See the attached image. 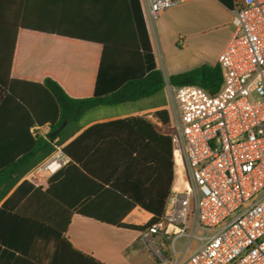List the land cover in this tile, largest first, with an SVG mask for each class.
<instances>
[{"label":"crops","instance_id":"crops-1","mask_svg":"<svg viewBox=\"0 0 264 264\" xmlns=\"http://www.w3.org/2000/svg\"><path fill=\"white\" fill-rule=\"evenodd\" d=\"M137 3L155 66L163 78L168 75L165 94L160 95L168 101L170 76L217 65L232 38V10L218 0H183L157 20L146 17L142 0H0V64L20 87L43 85L44 80L52 79L73 98L108 93L123 77V66H140ZM147 99L85 113L81 129L66 143L83 174L98 182H112V176L122 174L123 184L132 194L140 191L142 182L158 177L165 185L171 182V191L175 183L181 184L170 129L156 115L166 110L170 117L173 108L160 103L158 96ZM69 177L64 188L58 189L64 198L76 201L70 217L50 201L34 200L21 206L33 189L45 191L49 186V179L37 177L33 171L25 178L33 189L19 201L10 200L0 214V234L30 236L21 234L26 221L32 223L40 216L65 222L69 217L64 237L100 264H169L154 248L153 241L159 236L79 213L76 206L84 205L90 213L110 217L117 200L87 195L83 178L79 174ZM21 207L22 215H16ZM151 218L152 214L136 206L122 222L144 225Z\"/></svg>","mask_w":264,"mask_h":264},{"label":"built area","instance_id":"built-area-1","mask_svg":"<svg viewBox=\"0 0 264 264\" xmlns=\"http://www.w3.org/2000/svg\"><path fill=\"white\" fill-rule=\"evenodd\" d=\"M181 1L142 4L157 20ZM232 13L233 35L218 59L219 91L166 90L182 183L174 184L163 219L145 233L169 241L175 256L177 241L188 239L184 257L169 264H264V0H234ZM31 131L47 136L50 129ZM68 163L56 145L34 173L50 179Z\"/></svg>","mask_w":264,"mask_h":264},{"label":"trees","instance_id":"trees-1","mask_svg":"<svg viewBox=\"0 0 264 264\" xmlns=\"http://www.w3.org/2000/svg\"><path fill=\"white\" fill-rule=\"evenodd\" d=\"M218 1L230 10L234 7V0ZM135 24L137 58L140 66L135 67L132 64L120 67L124 71L123 77L108 93H96L87 98H73L52 79L44 80L43 85L20 87L18 83L8 78V71H5L4 65L0 64V205L20 185L2 204L0 214L8 207L10 200L19 201L33 189L25 178L47 160L58 145L63 147L70 162L49 179V186L45 191L42 188L33 189L21 206L34 200L50 201L57 204L60 210L66 211L70 217L71 207L77 205L76 201L64 198L58 188H64L70 175L79 174L85 186H88L87 195L94 197L107 195L117 200V206L113 208L110 217L90 213L84 205L76 206L79 208V213L97 220L105 219L110 225L144 233L163 219L172 192L171 182L165 185L158 177L151 182H142L140 191L132 194L123 184L122 174L112 176V182L106 180L98 182L83 174L76 166L69 147L66 146L67 141L81 129L80 119L91 109L136 102L165 94L166 83L162 72L155 66L139 3H137ZM169 84L174 87L195 85L210 94H216L222 85V73L218 64L203 65L170 76ZM156 115L163 122L164 128L169 130L168 111L160 110ZM45 125L50 129L47 136L32 133L33 127ZM53 134L55 135L52 137ZM105 185H109L108 188ZM136 206L152 214V218L144 225L123 223V218ZM15 214L22 215V207L16 210ZM69 217L65 222L47 220L46 217L40 216L32 217L33 222L26 221L23 225L25 231L21 233L30 236L0 234V264H100L76 250L64 237Z\"/></svg>","mask_w":264,"mask_h":264},{"label":"rangeland","instance_id":"rangeland-1","mask_svg":"<svg viewBox=\"0 0 264 264\" xmlns=\"http://www.w3.org/2000/svg\"><path fill=\"white\" fill-rule=\"evenodd\" d=\"M164 78H165V82H166V85L168 84V75L167 74H164ZM161 96H164V95H161ZM161 96L159 95L158 98L161 99ZM149 99H145V101H148ZM162 101H160V103L162 104H168L169 106H171V102L170 100L166 101L164 99V97H162L161 99ZM159 101V99H158ZM180 183H182V168H181V173H180ZM201 234V233H199ZM159 237H157L153 242H154V248L155 250H158V252L160 253L162 259L164 260V262H167V263H170L171 261H173L176 257L181 259L184 257V254L182 253L185 249V247L187 246L188 244V239L187 238H181L177 241L176 243V250L179 254H177L176 256L174 255L175 252L170 244L169 241L167 240H164L162 241L161 240V236L160 235H157ZM196 244H194L195 246Z\"/></svg>","mask_w":264,"mask_h":264},{"label":"water","instance_id":"water-1","mask_svg":"<svg viewBox=\"0 0 264 264\" xmlns=\"http://www.w3.org/2000/svg\"><path fill=\"white\" fill-rule=\"evenodd\" d=\"M55 134L52 135V137L54 136Z\"/></svg>","mask_w":264,"mask_h":264}]
</instances>
